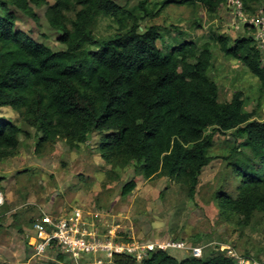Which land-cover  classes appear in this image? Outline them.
I'll use <instances>...</instances> for the list:
<instances>
[{
    "label": "trees",
    "instance_id": "trees-1",
    "mask_svg": "<svg viewBox=\"0 0 264 264\" xmlns=\"http://www.w3.org/2000/svg\"><path fill=\"white\" fill-rule=\"evenodd\" d=\"M226 1L175 3L199 5L214 15ZM241 1L246 12L250 0ZM10 2L25 10L23 0H0V109L20 111L24 123L41 133L39 143L62 139L77 149L97 133V152L111 169L133 167L144 180L166 178L192 198L202 169L211 161L213 134L230 135L216 206L226 218L246 221L264 213V119L254 120L253 113L243 110L239 92L227 103L218 102L217 85L209 76V46L202 45L197 53L193 42H183L161 52L155 27L138 32L136 14L151 15L147 0L130 11L113 0H56L45 15L60 31L58 41L65 50L52 52L14 29ZM72 6L80 8L70 20L66 14ZM99 17L109 19L116 32L96 38L93 27ZM214 40L227 57L245 65L263 93L262 51L253 39ZM20 134L16 125L0 120V159L12 155ZM135 187L134 178L121 184V196ZM113 262L238 264L225 253L177 260L163 251L140 263L127 256H114Z\"/></svg>",
    "mask_w": 264,
    "mask_h": 264
},
{
    "label": "rangeland",
    "instance_id": "rangeland-1",
    "mask_svg": "<svg viewBox=\"0 0 264 264\" xmlns=\"http://www.w3.org/2000/svg\"><path fill=\"white\" fill-rule=\"evenodd\" d=\"M56 0H23L25 10L8 3L15 15L16 31H22L33 41L52 52L65 50L58 41L60 31L52 28L46 10ZM119 6L133 10L143 0H113ZM181 0H147L150 16L136 14L138 32L155 27L161 38L157 47L169 52L176 43L193 42L197 53L207 45L212 53L210 78L218 88V102L227 103L235 93H241L243 110L253 113L254 120L264 119V92L257 80L239 61L220 51L214 37L231 41L252 38L255 32L233 14L225 2L214 15L199 5H181ZM22 2V1H21ZM79 6H72L66 14L72 20ZM249 18L264 22V1L250 0L245 8ZM131 24H129L130 26ZM117 27L99 17L93 27L96 38L115 33ZM0 120L21 130L18 147L9 157L0 159V264H68L56 256L53 249L43 257H35L27 247L28 228L45 210L63 215L80 209L87 220L93 221L102 235L113 231L119 242L162 243L171 241L183 249L169 250L170 256L181 260L193 256L225 253L238 264H264V213L256 212L247 221L237 216L226 218L214 200L217 179L223 169L222 158L230 148V135L213 134L208 151L210 163L198 177L192 198L178 183L166 178L144 180L133 167L113 170L97 152L100 136L93 134L86 144L71 149L62 139L39 143L41 133L24 123L20 111L10 107L0 109ZM208 133V132H207ZM113 170V171H112ZM131 178L136 187L128 196H121V184ZM161 194V195H160ZM82 264V263H81Z\"/></svg>",
    "mask_w": 264,
    "mask_h": 264
},
{
    "label": "built area",
    "instance_id": "built-area-1",
    "mask_svg": "<svg viewBox=\"0 0 264 264\" xmlns=\"http://www.w3.org/2000/svg\"><path fill=\"white\" fill-rule=\"evenodd\" d=\"M226 3L233 14L255 32L256 40L264 49L263 19L249 18L241 0H227ZM3 205L0 195V208ZM29 231L26 244L33 256L43 257L55 249L56 256L67 260L68 264H114V256H127L140 263L151 253L184 248L182 244L171 241L146 244L119 242L113 231H108L107 235L100 234L97 225L87 220L80 209L63 215H58L51 208L45 210L32 222ZM193 257H200L198 250H194Z\"/></svg>",
    "mask_w": 264,
    "mask_h": 264
},
{
    "label": "crops",
    "instance_id": "crops-1",
    "mask_svg": "<svg viewBox=\"0 0 264 264\" xmlns=\"http://www.w3.org/2000/svg\"><path fill=\"white\" fill-rule=\"evenodd\" d=\"M29 228H30V226H29ZM29 228H28V233H30ZM27 236H28V235H27Z\"/></svg>",
    "mask_w": 264,
    "mask_h": 264
}]
</instances>
